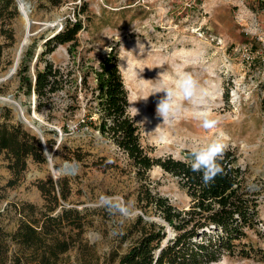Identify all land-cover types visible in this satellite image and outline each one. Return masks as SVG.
<instances>
[{
	"label": "rangeland",
	"instance_id": "rangeland-1",
	"mask_svg": "<svg viewBox=\"0 0 264 264\" xmlns=\"http://www.w3.org/2000/svg\"><path fill=\"white\" fill-rule=\"evenodd\" d=\"M29 1L34 5L36 20L58 18L55 27L62 29L68 19H76L80 8H87L80 15L85 28L78 33L73 53L69 51L70 43L59 44L45 58L66 70L77 68L80 83L81 69L98 67L114 49L128 91L129 112L140 126L142 143L151 156L187 159L191 147L207 145L218 136L235 151L237 163L244 170V184L256 193L259 202V231L249 232L247 240L261 250L256 258L230 263L264 264V107L260 86L264 80V0H67L59 6L48 0ZM15 5L19 10L16 1L0 0V75L9 70L21 38L23 18ZM41 32L15 76L0 83V95L12 94L20 102L31 130L41 138L30 125L40 126L45 141H54L53 149L48 147L51 162L46 154V163L29 159L17 185L6 186L12 172L5 155L0 154V225L7 231L16 229L23 215L15 208L22 203L35 205L38 216L47 211L51 204L38 182L52 178L59 183L57 188L67 184L69 195L60 198L51 214L71 210L70 217L80 216L84 222L75 246L65 257L72 264H110L112 253L127 251L139 236L137 232L125 236L139 216L145 222L165 225L169 235L173 232L154 209L145 210L139 202L138 192L145 180L137 176L126 154L95 127L98 116L87 88L79 84V107L74 111L66 109L71 97L64 92L55 97L52 110L38 111L36 95L28 96L21 88L19 72L34 46L31 75L36 70L47 30ZM44 60L39 63L41 68ZM185 72L191 73L210 95L197 109L184 102L186 110L172 123H163L156 115V105L164 94H151L159 87L173 85ZM89 84L96 86L94 75ZM3 107L13 110V121L18 119L13 105L0 102V111ZM135 108L139 110L136 116ZM193 111L218 119V126L203 129ZM78 155L83 159L79 160ZM75 163V174L54 170ZM148 175L153 191L168 197L178 208L190 206L191 199L176 177L159 165ZM101 195L128 203L131 213L124 216L110 212L100 203ZM67 221H63L65 230L74 234L76 230ZM85 242L90 245L88 252L81 245Z\"/></svg>",
	"mask_w": 264,
	"mask_h": 264
},
{
	"label": "trees",
	"instance_id": "trees-1",
	"mask_svg": "<svg viewBox=\"0 0 264 264\" xmlns=\"http://www.w3.org/2000/svg\"><path fill=\"white\" fill-rule=\"evenodd\" d=\"M10 1L13 3L16 0ZM48 1L59 6L67 0ZM86 10L85 6L80 8L76 19H68L58 34L46 39L38 55L34 75L30 73V66L35 57V46L19 75L21 88L26 94L36 95L38 111L52 110L55 97L61 92L71 97L66 109L74 111L79 107V84L87 88L91 93V103H95L93 110L98 116L95 127L126 154L137 176L145 180L138 192L139 202L145 210L149 207L154 209L171 227L173 233L169 235L165 225L145 222L139 216L125 235L137 232L139 236L127 251L112 253L110 264H231L238 259L256 258L261 249L247 239L249 232L259 231V202L256 193L249 191L244 184V170L238 165L234 150L226 149L221 161L224 172L205 185L202 174L191 170L190 150L187 151V159L154 157L146 150L140 126L129 112L128 91L119 68V55L114 49L98 67H83L80 83L76 77L77 68L66 70L45 58L59 44L70 43L69 51L73 53L78 46V33L85 28L80 15ZM42 60L45 64L41 68L39 63ZM92 75L96 86L89 84ZM260 86L264 107V80ZM226 99H229L228 94ZM13 120V110L3 107L0 111V154L5 155L7 167L12 172L6 186L17 185L29 159L47 162L41 138L21 120ZM46 143L53 149L54 141L48 139ZM77 157L83 159L81 155ZM155 165L177 178L191 199L187 209L178 208L168 197L153 191L148 171ZM57 186L59 183L52 178L38 182L39 189L51 204L47 211L38 216L35 205L22 203L15 208L23 215L16 229L7 231L0 225V264H72L65 254L75 246L77 236L84 229V222L80 216L70 217L71 210L57 216L51 214L60 204V198L67 199L69 195L67 184ZM76 214L79 215V212ZM64 220H68L69 227L76 230L74 234L65 230ZM81 245L88 252L90 245L86 242Z\"/></svg>",
	"mask_w": 264,
	"mask_h": 264
},
{
	"label": "clouds",
	"instance_id": "clouds-1",
	"mask_svg": "<svg viewBox=\"0 0 264 264\" xmlns=\"http://www.w3.org/2000/svg\"><path fill=\"white\" fill-rule=\"evenodd\" d=\"M163 93L156 105V115L162 118L163 123H172L178 116L186 110V104L193 109L203 106L210 93L201 87L198 80L188 72L181 74L173 85L157 88L151 95ZM150 96V95H149ZM148 96V97H149ZM143 100H147V98ZM139 110L135 108V116ZM193 117L200 122V126L205 130H212L219 124V120L209 117L206 112L193 111ZM227 144L218 136L207 145L193 146L190 149L191 170L202 174V181L208 185L224 172L221 165ZM100 203L110 212H119L128 216L132 209L130 205L118 198L101 195Z\"/></svg>",
	"mask_w": 264,
	"mask_h": 264
},
{
	"label": "bare ground",
	"instance_id": "bare-ground-1",
	"mask_svg": "<svg viewBox=\"0 0 264 264\" xmlns=\"http://www.w3.org/2000/svg\"><path fill=\"white\" fill-rule=\"evenodd\" d=\"M22 6V28H21V38L19 39V42L15 48V55H14V59L13 62L9 68V70H7V72L3 75H0V83L5 82L8 80V78H6V75L11 72L13 73V76H15V74L18 72V69L21 65V62L26 54V52L28 51V48L30 47V45L32 44V42L34 41V39L39 36L42 32H35L34 30L36 29V27L39 26V21L41 20H36L34 18L33 15V7L34 5L29 2V1H24L21 3ZM46 23L45 24L44 29H48L51 28L52 26H56L58 23V18L55 20H51L48 23V20L45 19L44 20ZM38 25V26H37ZM13 78V77H12ZM0 102L2 103H6L9 105H13L15 108H20L22 109V106L20 104L19 101H17L13 95H0Z\"/></svg>",
	"mask_w": 264,
	"mask_h": 264
},
{
	"label": "water",
	"instance_id": "water-1",
	"mask_svg": "<svg viewBox=\"0 0 264 264\" xmlns=\"http://www.w3.org/2000/svg\"><path fill=\"white\" fill-rule=\"evenodd\" d=\"M18 5H19V10H20V13H22V6H21V3L24 2L25 0H16ZM26 1H29V0H26ZM31 2V1H29ZM45 20V19H44ZM44 20H41L39 21V26L36 27V29L34 30L35 32H41V31H45L47 30V32L44 34L45 38L48 39V38H51V37H54L56 34H58L61 30H62V27L59 26L58 28H56L55 26H52L51 28H46L43 30V28L45 27L43 23H46ZM50 21H48L49 23ZM36 61V60H35ZM13 76V73L9 72L7 75H6V78L8 79H11ZM10 96H12V94H10ZM15 108V107H14ZM18 113H19V117L18 119L21 120L22 122H24L25 124H28V120L27 118L25 117L24 115V112L23 110H21V107L20 108H15ZM31 127L35 128L41 135V138H42V145H43V148H44V153L48 156L49 158V161L51 162V157H52V153H50L49 149H48V146L46 144V141L44 139V137L42 136V128L40 126H34V125H30ZM52 165V164H51ZM67 164H65L66 166ZM78 165L75 163L74 165H70L69 167H65V168H61V167H57L55 168L54 170H58L60 172H69L71 174H75L76 173V169H77ZM52 168H53V165H52Z\"/></svg>",
	"mask_w": 264,
	"mask_h": 264
}]
</instances>
